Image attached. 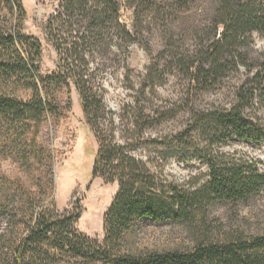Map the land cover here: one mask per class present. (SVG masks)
<instances>
[{"label": "trees", "instance_id": "obj_1", "mask_svg": "<svg viewBox=\"0 0 264 264\" xmlns=\"http://www.w3.org/2000/svg\"><path fill=\"white\" fill-rule=\"evenodd\" d=\"M49 1L44 31L57 63L42 74V44L24 31L22 1L0 0V151L31 176L44 175L34 193L19 178L0 177V209L27 227L8 264H61L68 256L102 264H264V234L187 253L132 256L120 247L138 221L191 224L208 205L248 201L264 190V172L222 151L235 142L264 146V50L255 43V35L264 37V0H126L131 28L118 0ZM134 45L151 58L139 88L128 62ZM171 78L180 101L159 103L156 90ZM109 81L130 93L115 110L107 104ZM72 89L98 146L92 176L118 184L103 243L76 228L80 205L59 213L46 204L55 154L40 136L67 117ZM209 94L221 95L204 104ZM181 112L189 113L181 131L151 138L150 130ZM152 145L159 157L137 156ZM190 154L206 165L205 183L190 190L165 181L164 165Z\"/></svg>", "mask_w": 264, "mask_h": 264}, {"label": "rangeland", "instance_id": "obj_2", "mask_svg": "<svg viewBox=\"0 0 264 264\" xmlns=\"http://www.w3.org/2000/svg\"><path fill=\"white\" fill-rule=\"evenodd\" d=\"M27 12L24 21V31L38 38L42 44L40 72L49 74L56 70L57 56L52 44L48 41L44 24L51 10L49 0H21ZM121 4L122 22L132 27L133 11L126 0H118ZM10 20V17L8 19ZM256 48L264 50V37L255 35ZM150 56L139 45L130 50L129 66L137 77L136 88L141 87L139 76L144 74L150 64ZM107 104L115 110L123 102L130 100V93L121 82L109 81ZM173 78L168 84L156 90V101L159 103H179L181 89ZM221 94H209L204 98V104L212 103ZM71 109L67 117L52 129L45 126L42 129L40 141L50 144L54 154V191L46 204L53 202L59 213L78 212L80 218L76 228L89 238L103 243L104 216L110 208L118 192L117 183H106L101 178L92 176V168L97 152V142L83 112L81 98L76 90L69 93ZM189 119L188 112H181L172 117L159 128L150 130L151 138L169 136L181 131ZM49 140V141H48ZM153 145L138 151L137 156L145 160L159 157ZM222 151L237 160L255 164L264 172V146L256 148L250 142H235L222 147ZM0 151V177L21 179L27 189L38 192V177L21 170L19 163L10 158H3ZM185 161L172 159L162 168L163 178L170 184L184 189L194 190L205 183L207 167L193 154L185 157ZM36 167V166H35ZM38 168V167H36ZM44 176V175H42ZM35 177V178H33ZM45 184V180L43 181ZM26 195H29L26 191ZM22 208L20 214L28 215ZM50 208V206H49ZM11 210L0 209V264H8L17 239L26 232V224H21L22 216L17 221L13 219ZM29 216V215H28ZM29 219V217H28ZM264 234V190L257 196L244 202H219L208 205L207 208L192 218L191 224L172 221L152 222L138 221L134 230L124 239L121 247L122 255L147 256L153 253L192 252L199 245L222 244L239 238L251 239ZM61 264H102L91 263L81 258L68 256Z\"/></svg>", "mask_w": 264, "mask_h": 264}]
</instances>
